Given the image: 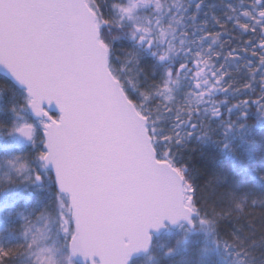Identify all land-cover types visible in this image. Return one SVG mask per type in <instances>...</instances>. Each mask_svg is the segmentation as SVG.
Wrapping results in <instances>:
<instances>
[{
    "label": "snow or ice",
    "instance_id": "6c2138e0",
    "mask_svg": "<svg viewBox=\"0 0 264 264\" xmlns=\"http://www.w3.org/2000/svg\"><path fill=\"white\" fill-rule=\"evenodd\" d=\"M113 7L119 8L121 19H132L131 9ZM240 15L248 22L237 17L236 27L259 32L245 47L252 48L257 70L244 91H226L227 98L209 115V123L216 122L210 131L222 151L231 150L228 137L233 132L249 127L251 107L264 117V0H255ZM216 22L225 27L219 19ZM114 26L120 25L105 15L98 0H0V84L11 85L0 87V99L9 95L4 108L8 119L0 118V138L22 137L29 146L27 152H0V167L16 177H10L9 184L50 181L55 186L63 246L70 257L79 256L86 264H128L133 253L150 246L151 230L184 221L186 231L197 225L216 231L219 221L239 218L249 206L247 195L232 192L228 207L212 206L209 212L200 206L198 188L186 168L176 164L170 146L183 142L185 129L190 128L191 135L206 126L199 112L187 123L177 116L168 133L160 126L152 101L156 96L171 99V71L168 79L161 76L137 89L135 96L127 92V61L138 64L139 59L133 48L120 69L112 70V45L100 34ZM131 37L145 50L157 47L142 26L134 27ZM229 54L239 55L235 49ZM228 80L225 76L223 82ZM47 213L45 206L19 214L23 240L0 244V264H12L13 257L26 253L35 255L34 264H55L49 249L33 252L46 239ZM100 217L131 222L115 223L102 237L93 227ZM241 230L242 226L213 242L232 251L236 264H250L255 241L241 237ZM174 252V247L168 248L165 255Z\"/></svg>",
    "mask_w": 264,
    "mask_h": 264
},
{
    "label": "rangeland",
    "instance_id": "374dc122",
    "mask_svg": "<svg viewBox=\"0 0 264 264\" xmlns=\"http://www.w3.org/2000/svg\"><path fill=\"white\" fill-rule=\"evenodd\" d=\"M150 1H153L155 6ZM98 2L105 15L114 18L120 26L129 27L119 39H114L115 43L119 44L115 46L114 65H110L112 70L120 69L121 64L125 62L127 51L135 48L138 54V64L127 61L128 71L125 72L127 92L135 96L137 89L159 80L161 76L168 79L170 67H174L176 74L171 71L168 85L170 89L168 95L171 99L156 96L152 101V106L156 109L154 114L161 117L160 126L168 133L177 123V116L187 123L189 116L195 119L196 112H199L200 120L206 126L191 135L187 134L190 128L185 129L183 142L170 146L176 164L180 162L181 152L187 147L191 145L196 147L203 143L214 145L219 149V153L211 170V183L230 182L231 176H241L243 171L249 176L246 185L251 183L253 186L252 188L248 185L249 190L251 188L248 195L252 199L264 200L262 189L264 179L261 178L264 176V132L252 127L233 132L228 137L231 150L222 151L214 142L216 134L210 131L216 127V122L209 123V115L221 105L217 97L220 96L224 102L227 98L226 91H244V84L250 82L253 72L257 70L252 48L245 51V47L246 42L258 38L259 32L254 34L235 26L237 17L242 22H248L240 14L248 10L255 0H98ZM114 4L131 9L132 19L127 16L121 19L120 10L114 8ZM217 19L225 25L224 28L216 22ZM137 26L149 30L150 38L157 45L156 48L145 50V47L135 43L131 33ZM230 49H235L239 55H230ZM154 51L157 52V56L152 54ZM159 56L165 58L161 60ZM146 59H150L151 64ZM180 65L185 67L181 69ZM145 68L149 69L148 76L145 75ZM225 76L229 77L227 83L223 82ZM256 79L259 81L260 78ZM5 85L11 88L6 82L2 86L0 84V87ZM8 99L9 95L6 92L0 102V118L8 119L4 112ZM205 131L209 134L204 135ZM28 150L29 146L18 136L0 138V152ZM233 154L237 155L235 166L230 164L234 159ZM233 166L236 173H231ZM0 176L8 178L14 175L8 173L6 167H0ZM51 185L50 181L43 185L23 181L22 188L9 200L1 203L0 244L20 243L23 240V222L19 214L23 212L28 215L33 209L39 212L47 206L46 239L34 246L33 252L46 248L50 250L55 264H71L69 252L63 246L64 238L57 228L56 199L55 194L50 191ZM180 231L178 229L175 232L173 239L166 237L159 244L154 242L150 255L133 264H236L238 257L232 251L209 240H205L208 245L199 247L197 255H194ZM243 238L249 243L252 242V237ZM172 247L175 248L174 254L165 255L166 249ZM250 251L252 253L250 264H264V247L254 245L250 247ZM34 260L35 255L26 253L13 257L12 264H34Z\"/></svg>",
    "mask_w": 264,
    "mask_h": 264
},
{
    "label": "trees",
    "instance_id": "16d2710c",
    "mask_svg": "<svg viewBox=\"0 0 264 264\" xmlns=\"http://www.w3.org/2000/svg\"><path fill=\"white\" fill-rule=\"evenodd\" d=\"M153 6L155 3L150 1ZM123 28V29H122ZM129 27L126 26H114L110 31H102L101 38L105 41H108L112 45V53L110 57V65H114V57H115V46L119 43H115L114 39H119L122 34H124V30L126 31ZM159 54V53H158ZM151 64L150 59H146ZM147 64V62L145 63ZM172 73L175 75L176 70L174 67H170ZM145 75H149V69L145 68ZM3 80V76L0 75V81ZM8 83V82H6ZM2 86V84H1ZM217 99L223 103V100L220 96ZM249 127L257 128L261 132H264V117H261L259 113L255 110V107H251L249 109V118L247 121ZM202 130V129H201ZM193 146V145H191ZM187 147V149L181 152L180 162L177 165L183 166L186 168V174L189 178H191L192 182L198 188V197H200V206L202 208H208L209 212H211V207L214 206L217 210L221 208H225L229 206L228 193H235L237 196L247 195L249 206L245 209V214L237 218L235 215L229 217L227 219L219 221V225L216 231H207V226L197 225L194 231L188 230L192 234H190L186 229L185 225H181L178 229H180V233L185 241L188 242L191 247V251L194 255H197V250L202 245H208L205 240L213 241L215 238H228V234L232 231L237 230L242 226V230L240 231L241 237H252L251 241H255V246L264 247V203H259V199H252L251 196L248 195L249 187L246 185V180H248L249 176L246 172H242L241 176H231L232 181H228L225 183L224 181L216 184H212L210 181L211 170L214 168L213 164L216 161V156L219 153V149L215 148V146H209L206 143L202 145H197L196 147ZM234 159L230 161V164H234L236 161V154H233ZM228 163V162H227ZM229 164V165H230ZM234 166L232 168V172H235ZM228 168L231 169L230 166ZM238 169V167H237ZM236 173V172H235ZM16 179L14 176H9L8 178L4 176H0V191H3V194L0 195V206L1 203L11 198L17 191L22 188L23 183L20 180H17L14 184H9V178ZM243 180V181H241ZM232 184V186L230 185ZM263 187H264V183ZM246 186V187H245ZM262 187V189H264ZM10 189V190H9ZM233 190V191H232ZM50 191L55 194V186H50ZM258 192V191H257ZM260 192V191H259ZM258 201L255 205H252L251 201ZM167 229L159 238H156L154 242L158 243L166 237L174 238L175 232L178 230ZM170 233V234H167ZM153 249V248H152ZM152 252V250H151ZM150 252V253H151ZM145 255L141 258H147L149 255ZM219 254L221 252L219 251ZM139 258V259H141ZM136 259L132 262H136ZM71 264H77L74 261H71Z\"/></svg>",
    "mask_w": 264,
    "mask_h": 264
},
{
    "label": "water",
    "instance_id": "95a60500",
    "mask_svg": "<svg viewBox=\"0 0 264 264\" xmlns=\"http://www.w3.org/2000/svg\"><path fill=\"white\" fill-rule=\"evenodd\" d=\"M2 76V75H1ZM1 102V99H0ZM21 139H23L21 137ZM24 140V139H23ZM117 222H131V218H121L120 221H116L114 219H109V218H105V217H100L98 220H96L93 224L94 230L97 231V233L99 235H101L102 237L106 236L107 233L109 232V230L114 226L115 223ZM181 225H185L186 227H188L187 223L184 221H181L180 223L177 224H167L166 227H162L158 230H151V244L150 246L146 249V250H142V251H138L133 253L129 260H128V264H131L133 260L138 259L142 256H144L145 254H148L153 246L154 243V239L155 238H159L167 229H173L176 230L179 228V226ZM196 228V227H195ZM195 228H192L191 231H194ZM71 259L77 263V264H86V262L79 256L77 257H71Z\"/></svg>",
    "mask_w": 264,
    "mask_h": 264
}]
</instances>
